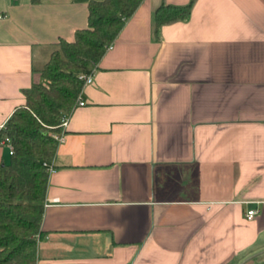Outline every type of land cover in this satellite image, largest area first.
<instances>
[{"label": "crops", "instance_id": "1", "mask_svg": "<svg viewBox=\"0 0 264 264\" xmlns=\"http://www.w3.org/2000/svg\"><path fill=\"white\" fill-rule=\"evenodd\" d=\"M90 1L0 0V133L55 46L88 27ZM190 2L144 0L84 87L37 264H240L264 250V0H196L157 38L154 11Z\"/></svg>", "mask_w": 264, "mask_h": 264}, {"label": "trees", "instance_id": "2", "mask_svg": "<svg viewBox=\"0 0 264 264\" xmlns=\"http://www.w3.org/2000/svg\"><path fill=\"white\" fill-rule=\"evenodd\" d=\"M143 1H90L88 27L55 46L37 70L40 81L23 91L25 104L1 131L13 153L9 162L0 164V264H37L50 176L45 164L53 163L60 145L53 134L62 131L64 113L72 114L77 106L85 85L80 76L98 69ZM195 1L160 5L153 14L155 36L159 38L164 25L187 21Z\"/></svg>", "mask_w": 264, "mask_h": 264}, {"label": "built area", "instance_id": "3", "mask_svg": "<svg viewBox=\"0 0 264 264\" xmlns=\"http://www.w3.org/2000/svg\"><path fill=\"white\" fill-rule=\"evenodd\" d=\"M112 49H113V46H110L108 48V50H112ZM80 79H82L84 81V83H85L84 87L87 86V85H90L94 81V73L91 74V75H82V76H80ZM82 106H85V102L83 100H81V97H80L75 109L77 107H82ZM70 117H71V114L65 113L64 116H63V119H62V123L60 125L61 128H62V131L60 133L53 134V137L58 141L59 144H61V143H63L65 141L66 131H67V128H68V125H69ZM0 144L1 145H6L10 149V154L13 153V147L11 145L10 139L9 138L2 139L1 138V133H0ZM45 166L47 167L48 172H49L50 175L53 174L56 171L55 167L52 164H45ZM256 214H257L256 210H249L247 212V219L248 220H252L255 217Z\"/></svg>", "mask_w": 264, "mask_h": 264}, {"label": "rangeland", "instance_id": "4", "mask_svg": "<svg viewBox=\"0 0 264 264\" xmlns=\"http://www.w3.org/2000/svg\"><path fill=\"white\" fill-rule=\"evenodd\" d=\"M47 61V60H46ZM44 63V62H43ZM42 82H44L43 80H42ZM66 113V112H65ZM64 113V114H65ZM9 156L7 155L6 156V162H9ZM249 264H264V254H262V255H259V256H257V257H255V258H253L251 261H250V263Z\"/></svg>", "mask_w": 264, "mask_h": 264}, {"label": "water", "instance_id": "5", "mask_svg": "<svg viewBox=\"0 0 264 264\" xmlns=\"http://www.w3.org/2000/svg\"><path fill=\"white\" fill-rule=\"evenodd\" d=\"M262 254H264V250L261 251V252H258V253H256V254H254V255H252V256H250V257H248L247 259H245V260H244L243 262H241L240 264H245V263H247L248 261L252 260L253 258H255V257L259 256V255H262Z\"/></svg>", "mask_w": 264, "mask_h": 264}]
</instances>
